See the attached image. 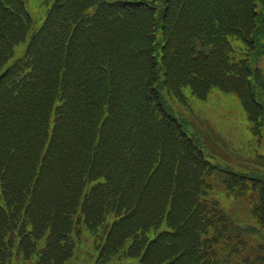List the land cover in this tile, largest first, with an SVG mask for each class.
<instances>
[{"label": "trees", "instance_id": "trees-1", "mask_svg": "<svg viewBox=\"0 0 264 264\" xmlns=\"http://www.w3.org/2000/svg\"><path fill=\"white\" fill-rule=\"evenodd\" d=\"M43 1L50 3L44 23L3 74L31 20L24 0H0V231L31 247L39 238L30 236L42 230L46 256L38 263L53 262L61 242L52 238L44 200L54 192L68 224L80 205L92 223L85 206H100L101 226L112 223L121 234H110L119 244L129 238L131 248H149L147 233L167 219L169 232L153 241L155 264H232L218 256L221 217L201 199L210 187L208 163L162 118L159 91L205 94L218 85L239 93L249 119L263 125L264 79L255 61L264 53V0ZM147 143L158 150H136ZM56 157L67 203L48 184H63ZM131 187L145 197L148 215H134L142 202L130 199ZM94 189L113 192V201H95ZM2 253L0 263H9Z\"/></svg>", "mask_w": 264, "mask_h": 264}, {"label": "rangeland", "instance_id": "rangeland-1", "mask_svg": "<svg viewBox=\"0 0 264 264\" xmlns=\"http://www.w3.org/2000/svg\"><path fill=\"white\" fill-rule=\"evenodd\" d=\"M27 6L32 17L40 22L42 16L40 18H35L33 14L35 9L43 8L40 5V1L29 0V2H27ZM211 89L212 90L208 93V97L204 100L191 95H188L187 97V103L191 109L194 110L197 115H201L200 118L202 120L199 122V125L202 133L203 130H207L212 133L209 135L211 140L216 141V139H218L221 141L216 144V149H218L216 152L217 154L206 150L210 156V161L223 167L228 166L231 169L264 178V137L258 139L254 136L253 139V136L248 128L249 121L245 111L234 94L220 92L215 87ZM168 104L171 108L170 111L172 114L180 116L185 120L186 130L190 134H193L202 140L204 133L203 135L201 134L199 126H195L193 121H190L177 111L172 101H169ZM134 135L136 137L135 131ZM136 150L157 151L158 149L154 143H147L139 145ZM20 152L24 155L23 150L20 149ZM125 159L128 162L129 156L126 155ZM10 163L19 165L17 161L16 163ZM55 164L57 170L61 173L60 178L63 180V184H52L53 180L54 183L58 182L55 180L56 178L48 180V184L52 187L58 188L64 194L67 203L70 200V193L68 190V184L64 179L63 169L60 165L58 157L55 159ZM128 174H132L131 168H129L127 178ZM133 179L135 182H139L138 177L134 176ZM219 181L220 182L215 183L217 188L212 196L214 198L218 197L219 199H222L223 208L232 220L236 222H257V220L261 222L264 221L260 219L261 216H264V190L247 187L248 190L243 194H240L239 191H234V189L230 193H227V189L223 187L221 180ZM225 185L226 187H234L235 182L227 180ZM94 190L96 191L93 195V199L95 201L103 203L113 201V192L104 193L98 189ZM223 195L226 196L223 197ZM252 196H254L259 203L257 210L254 211L251 206L253 203ZM49 197L50 200H44V203L47 210L52 214L51 219L53 223H51V225L53 224V226L51 227L54 230L52 238L54 237L61 242L54 245L55 257L53 264H63L66 259L67 260L64 264H105L106 262H109L108 264H135V261H133L132 258H128L129 253H134L133 255H138L141 258L144 257V255L153 256L156 254L157 250L154 249L155 245L153 242L144 241V244H148L150 246L147 249L145 246L142 249L140 245H136V248H131L128 240L129 238L123 239V243L119 244L121 242L120 236L110 234V231H114L111 227L112 224H107L101 227L98 220L102 213V207L100 206L97 208H93L90 204L85 206V210L92 215L91 220H93V226L91 227L98 228V234L95 236V240L92 239L90 234L86 235L87 232L85 230L80 231L75 234V237H73L71 233L79 231L80 228L76 227L71 221L68 224L66 220L67 218L63 214L64 205L61 206L59 202H55L56 198L54 192H51ZM130 199H139L142 202V205L133 211L135 216L148 215L145 210V197H140L137 188H130ZM169 209L173 210V207L170 206ZM3 211L4 209L0 211V215ZM80 216L86 217L84 212H81ZM32 222L33 223L28 224L36 227L37 225L35 221L32 220ZM133 222L136 223L135 220H133ZM166 223H168L167 219H165L164 223L159 225L154 223L155 225L150 230V236L159 235V233L163 231L162 229L166 227ZM252 224L261 228L260 233L255 236H246L245 240L248 245L257 246L264 241V223ZM11 229H13V227L10 228V230ZM38 229L39 228L35 230ZM44 229L45 233L50 232L49 228L46 227ZM233 229L237 230L234 226ZM114 232L117 235L121 234L119 233V230L118 232ZM25 236H27V238L34 237L39 239L38 241L33 242L31 247L24 246V237L19 234H16V236L13 237L10 231L6 232L4 229V233L0 237V252L1 249L5 250V254L2 253V256L7 255L9 257L10 262L7 264H39L37 261L43 260V256H46L44 248L45 239L47 237L42 230L38 235L32 234L29 237L26 234ZM234 237L237 238V235L234 234ZM60 238H63V240H60ZM125 250L126 253L121 256L120 254ZM106 255L111 256V261L106 257ZM119 257L122 259L118 260L117 258ZM136 262L140 263L139 260ZM152 264H155V262Z\"/></svg>", "mask_w": 264, "mask_h": 264}]
</instances>
